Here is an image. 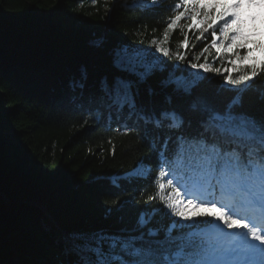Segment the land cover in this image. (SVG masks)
<instances>
[{"label":"trees","instance_id":"1","mask_svg":"<svg viewBox=\"0 0 264 264\" xmlns=\"http://www.w3.org/2000/svg\"><path fill=\"white\" fill-rule=\"evenodd\" d=\"M157 3L163 8L146 12L140 10L143 0H0V264H57L62 231L125 234L146 209L160 210L149 227L183 224L167 207L174 191L159 172L192 174L178 160L158 168L151 147L153 137L174 140L176 134L167 127L145 129L142 121L110 111L89 98L93 93L73 87L84 72L92 80L125 77L133 81L137 98L151 99L156 111L186 112L187 99L163 85L171 73L182 71L181 63L175 67L180 53L186 54L184 62L207 61L220 69L199 76L203 83L195 92L225 105L234 95L225 90V77L241 74L228 71L229 57L246 50L218 56L209 49L194 61L211 44L212 30L197 39L199 32L186 27L187 16L168 32L164 47L170 57L148 61L157 69L148 79L140 81L115 66L118 54L135 52L133 45L144 50L155 46L153 39L163 42L168 23L186 8L181 0ZM185 37L189 46L182 49ZM251 63L236 61V69ZM261 91L246 96L244 111L261 115L255 98ZM169 147H174L171 141ZM161 183L166 185L162 191ZM183 231L191 229L185 225Z\"/></svg>","mask_w":264,"mask_h":264},{"label":"snow or ice","instance_id":"2","mask_svg":"<svg viewBox=\"0 0 264 264\" xmlns=\"http://www.w3.org/2000/svg\"><path fill=\"white\" fill-rule=\"evenodd\" d=\"M181 3L186 8L168 23L163 42L153 39L151 43L157 45L162 57H170V49L164 47L169 41L168 32L176 29L178 22L187 16L191 23L186 27L199 32L197 39L212 30L211 44L202 48L200 55H194V61H199L201 55L209 53V49H214L218 56L232 54L234 48L245 49V54L236 51L234 59L229 57L233 68L241 74L236 78L231 75L225 77V83L229 86L225 90L234 93L225 105L219 106L195 92L203 83L199 79L201 71H220L210 67L207 61L203 64L190 62L189 67L195 70L191 73L192 79L173 72L163 81V85L171 88L172 93L187 99L186 112L175 108L156 111L151 99L142 101L137 98L133 81L125 77L109 79L104 76L92 80L84 72L73 87L93 93L89 98L100 102L110 111L126 113L138 122L142 121L145 129L148 126L155 129L167 127L175 133L174 140L171 136L152 139L151 147L157 152L158 168L163 169L170 162L178 160L210 194L218 191L233 197L231 214L217 209L215 201L209 202L211 207L202 208L201 204H194L193 199L189 198L186 203L184 200L169 202L167 207L183 221H191L193 216H214L223 222L224 227L210 220L188 224L189 232L183 231L185 225L179 221H172L167 228L149 227L160 211L153 208L142 210L137 226L126 230L125 234L62 231L58 238L61 259L57 264H264V91L255 97L261 109L260 116L243 110L246 96L264 88V79H257L264 73V61L258 64L253 56L256 51L264 52V40L251 41L254 45L251 48L246 43H237L246 39L242 27L247 21L240 10L245 7L259 9L248 19L264 21V0H181ZM172 7L179 8L180 5ZM160 8L163 5L158 4L157 0H143L140 10L147 12ZM217 21L222 22L218 28ZM188 46L189 41L185 37L179 47L183 49ZM175 58L184 61L186 54L176 53ZM236 61L253 63L241 70L236 69ZM115 66L121 71L130 72L140 81L148 79L157 70L151 63H138L132 58L127 66L122 67L119 60ZM138 67L143 71H139ZM172 99V95L167 97L169 103ZM143 135H147V131ZM170 141L174 145L171 149ZM166 175L167 185L171 186L176 177L163 170L159 172L160 177ZM165 187L164 183L159 184L161 191ZM173 196H179V192H173ZM116 203V200L112 201L113 205ZM192 208L200 210L189 215L188 210ZM204 223L217 237L216 241L209 242L207 234L198 231Z\"/></svg>","mask_w":264,"mask_h":264},{"label":"rangeland","instance_id":"3","mask_svg":"<svg viewBox=\"0 0 264 264\" xmlns=\"http://www.w3.org/2000/svg\"><path fill=\"white\" fill-rule=\"evenodd\" d=\"M242 12V15H243V18L247 21L246 24L242 27V32L244 34V36L246 37V39H242V40H238L237 43L238 44H241V43H246L247 46L249 48L253 47L254 45L251 43V41L255 40L257 42L259 41H262L264 40L262 37L259 38L258 40L256 39H253L252 38V35L250 34H245L244 32L249 28V29H255V30H258L260 33H262L264 35V21L262 20H258L257 23L255 24H252L250 19H248V16L250 14L247 13L246 11V7L241 9L240 10ZM251 24V25H250ZM133 50H135V52L133 53H127V54H118V58L117 60L120 61V64L122 67L124 66H127L129 64V59L132 58V59H136L138 61V63H148V61L150 59H154L155 61L157 62H162L161 59H162V55L159 51H157V45L149 48V51L146 52V54H140L137 50H141L142 47L138 46V45H133ZM235 49V48H234ZM242 49V48H240ZM144 51V50H143ZM143 53V52H142ZM253 56L255 57V61L258 62V61H264V52L262 51H256L253 53ZM180 62V61H179ZM182 65H183V69H187V72L188 73H192L194 72L195 70L191 69L189 67V64L188 62H184V61H181L180 62ZM176 66H179V65H175ZM138 70L139 71H143L142 68H139L138 67ZM208 73V72H207ZM207 73H204L201 71L200 75H203L204 74H207ZM179 180V183L177 182ZM200 188V185L198 184V179L195 175H192L191 177H183V178H177L176 180L173 181V191L174 192H179V196L177 197H172V201L174 202L175 200H184L185 203L187 202V199H189V195L191 194L192 197H195L198 195L199 196V190ZM195 190V191H194ZM187 193V195H186ZM206 196L207 198L205 199V201H203V203H199L197 201H195V204H201V207L204 208V207H211V201H213V199H211L213 197V194H210L209 191L207 190H203V194H201V196ZM204 196V197H205ZM215 200L217 198H214ZM216 208L218 209L217 207V204H216ZM200 209H189V215L192 214V212H195V211H199ZM200 218V217H196V216H193L192 217V220L191 221H183V224L185 225H188L190 223H195L197 222V219ZM218 223L224 227L223 225V222L222 221H219L218 220ZM207 234V233H206ZM217 240V237L214 241Z\"/></svg>","mask_w":264,"mask_h":264}]
</instances>
